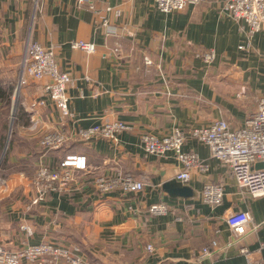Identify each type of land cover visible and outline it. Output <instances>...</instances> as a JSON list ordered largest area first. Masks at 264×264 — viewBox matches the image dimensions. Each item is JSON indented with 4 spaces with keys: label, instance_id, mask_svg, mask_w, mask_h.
Returning a JSON list of instances; mask_svg holds the SVG:
<instances>
[{
    "label": "crops",
    "instance_id": "crops-1",
    "mask_svg": "<svg viewBox=\"0 0 264 264\" xmlns=\"http://www.w3.org/2000/svg\"><path fill=\"white\" fill-rule=\"evenodd\" d=\"M94 2L97 14L74 0H0V31L9 61H21L28 40L54 46L59 69L72 80L67 89L72 121L61 127L57 111L47 101L39 111L41 130L73 133L107 121L130 127L119 135L115 147L105 140L84 143L73 138L45 156L55 164L64 154H83L88 172L77 173L69 192L52 193L29 211L30 181L26 183L21 173L10 180L17 184L9 188L8 182L4 197L22 193L4 203L2 244L11 250L44 242L75 248L87 264H246L241 250L255 264L264 263V197L252 199L239 189L228 167L209 159L208 148L189 137L191 129L218 120L239 128L255 113L264 96V31L251 38L250 50L239 49L246 42V30L225 15V0H202L174 14L158 11L149 0ZM107 7L118 9L120 16L106 14ZM103 17L120 28L118 37L103 35L99 23ZM73 41L92 44L94 52L71 49ZM117 46L120 51L113 54ZM206 50L215 53L211 64L194 57ZM144 57L152 61L149 69ZM44 82H29L22 93L31 97L29 101L43 98ZM173 128L186 135L183 151L196 153L208 165L205 173L192 170L186 184L175 180L182 167L173 153L148 155L140 142L144 133L162 137ZM20 136L34 146L27 152L29 159L38 161L42 154L38 136L28 132ZM118 172L143 182V191L93 192L95 177ZM166 183L191 194L170 196L163 189ZM206 183L223 186L220 205L202 203ZM157 203L167 205L165 216L148 214ZM235 212L250 217L241 237L226 225L228 215ZM23 225L32 230L30 237L20 229ZM211 241L217 247L203 257L201 251ZM146 245L153 253L145 250Z\"/></svg>",
    "mask_w": 264,
    "mask_h": 264
},
{
    "label": "built area",
    "instance_id": "built-area-1",
    "mask_svg": "<svg viewBox=\"0 0 264 264\" xmlns=\"http://www.w3.org/2000/svg\"><path fill=\"white\" fill-rule=\"evenodd\" d=\"M20 2L22 0H13ZM75 3L88 12L96 13L94 0H74ZM155 8L165 14L182 12L186 7L198 5L202 0H149ZM223 11L228 18L242 23L246 30V42L240 46L241 50H250L251 38L264 31V0H225ZM106 14H111L115 19L120 16L118 9L107 7ZM100 28L105 37H118L119 27L103 17L100 20ZM129 36L130 33L127 32ZM54 46L43 47L37 42L28 40L22 55L20 73L18 75L16 91L28 86L29 82L43 84V98L32 99L28 103L23 101L21 106L29 116L27 132L38 136V147L41 156L36 163L32 178L30 179L31 197L28 200L27 210L39 206L52 193L65 194L70 191L75 173H87L88 162L83 154L67 153L55 164H49L45 156L52 152L60 151L73 138H78L84 143H90L95 139L105 140L113 147L118 145L120 134L128 131L130 127L121 121H107L100 125H94L85 129L78 128L73 133L59 130H41L39 126V111L46 107L49 101L57 111L58 122L61 127L72 121L73 114L70 111V98L67 94L68 87L72 84L68 72L61 71L55 58ZM71 49H80L86 53H93L94 46L83 41L70 43ZM120 48L113 49V54H118ZM205 64H211L215 60L212 50L199 51L194 55ZM145 68L149 69L152 61L143 58ZM15 91V94H16ZM244 93V89L241 90ZM189 137L208 148L209 159L216 160L226 165L235 183L242 191H245L252 199L264 197V166L256 168L257 164H264V96L258 99L256 111L247 117L239 128H232L224 120L211 122L210 124L191 129ZM186 135L178 128H173L162 137H156L150 133H144L140 137L144 152L148 155L164 157L173 153L181 164V170L175 176V180L186 184L190 180V172L196 170L205 173L208 165L201 160L196 153L184 152L183 144ZM93 192L105 195L113 192L122 194H138L143 191L144 183L134 180L129 175H121L119 172L113 176H99L92 180ZM224 188L222 185L206 183L201 192L202 203L216 207L222 203ZM148 214L153 217L165 216L168 207L164 203L153 204L148 208ZM250 221L246 212H235L226 218V225L236 237L245 235ZM28 237L33 233L30 227L20 228ZM217 247L215 241L203 248L201 255L207 257ZM145 250L153 253L151 245H146ZM246 256V264H255L246 250H241ZM0 264H87L78 254L75 248L57 246L52 243H39L26 245L17 250L6 248L0 238ZM264 264V263H258Z\"/></svg>",
    "mask_w": 264,
    "mask_h": 264
},
{
    "label": "rangeland",
    "instance_id": "rangeland-1",
    "mask_svg": "<svg viewBox=\"0 0 264 264\" xmlns=\"http://www.w3.org/2000/svg\"><path fill=\"white\" fill-rule=\"evenodd\" d=\"M3 39L0 31V216L5 211L4 203L14 200L22 193L12 192L8 197H4L7 195V183L17 178L19 173L23 174L28 183L38 162L37 159H29L30 155L27 154L33 151L34 146L29 145L20 136V132H27L29 126V116L21 103H28L31 99L26 92L22 93L27 87L20 90V95L16 91L21 61L15 64L9 61V51L3 49ZM77 179L78 175L75 173L73 182ZM15 184L17 183L10 182L9 188Z\"/></svg>",
    "mask_w": 264,
    "mask_h": 264
},
{
    "label": "water",
    "instance_id": "water-1",
    "mask_svg": "<svg viewBox=\"0 0 264 264\" xmlns=\"http://www.w3.org/2000/svg\"><path fill=\"white\" fill-rule=\"evenodd\" d=\"M262 166H264V164H257L256 168H261ZM163 189L168 195L175 197L187 198L191 194L190 190H188L187 188H174L173 185L169 183H166L163 186Z\"/></svg>",
    "mask_w": 264,
    "mask_h": 264
}]
</instances>
